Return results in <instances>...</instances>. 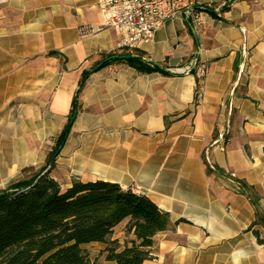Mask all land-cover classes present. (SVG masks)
<instances>
[{"label": "crops", "instance_id": "obj_1", "mask_svg": "<svg viewBox=\"0 0 264 264\" xmlns=\"http://www.w3.org/2000/svg\"><path fill=\"white\" fill-rule=\"evenodd\" d=\"M198 20L166 21L134 51L169 75L110 64L86 79L50 177L61 191L73 179L137 188L168 213L143 264H264L252 205L233 179L208 174L203 158L230 116L228 142L210 148L208 160L251 186L264 213V0H234L219 16L199 11ZM118 41L95 0H0V119L20 128L4 143L13 170L45 158L43 144L52 146L66 122L82 71L121 53ZM124 226L111 237L119 249L133 239Z\"/></svg>", "mask_w": 264, "mask_h": 264}, {"label": "trees", "instance_id": "obj_2", "mask_svg": "<svg viewBox=\"0 0 264 264\" xmlns=\"http://www.w3.org/2000/svg\"><path fill=\"white\" fill-rule=\"evenodd\" d=\"M231 3L219 11L200 7L212 16L221 15ZM51 54V53H50ZM107 54L102 67L110 64H125L139 73H170L146 60L142 53L133 52V58L120 60L119 55ZM101 60V61H102ZM238 61L233 64L236 74ZM95 71H82L76 94L70 102L67 120L54 137L46 159V166H33L21 170V178L0 190V264H91L82 247L88 244L104 246V260L115 264H143L151 258L150 249L156 234L168 229V213L159 209L146 196L124 189L116 183L103 180L81 182L73 179L70 187L61 191L59 184L50 177L54 160L51 158L65 143L71 128V117L79 110L78 97L86 79ZM230 121V116L228 117ZM218 132V131H217ZM214 134L212 144L214 146ZM228 134L226 135V141ZM206 172L219 177H230L224 171L210 170L204 157ZM49 166V170L46 167ZM45 171V172H44ZM235 190L246 197L254 210V226L264 228V213L259 208V197L244 181L234 179ZM125 222V234L133 239L124 242L121 249L117 240H111L114 229ZM256 233V231H254Z\"/></svg>", "mask_w": 264, "mask_h": 264}, {"label": "built area", "instance_id": "obj_3", "mask_svg": "<svg viewBox=\"0 0 264 264\" xmlns=\"http://www.w3.org/2000/svg\"><path fill=\"white\" fill-rule=\"evenodd\" d=\"M96 7L101 16L104 27L112 30L118 37L117 48L123 52L132 54L141 44L151 41L154 33L169 20L181 18L192 21L195 25L199 24L198 15L200 7L195 0H95ZM232 0H225L219 5L203 6L219 14ZM244 33V30L241 29ZM187 71H191L187 66ZM206 69L200 66L195 70L198 78H203ZM199 90V89H198ZM200 98V93L196 94V99ZM229 120L226 125L218 130L214 146H219L224 150L228 140L226 135L229 132ZM210 149L205 148L203 155L207 159L210 170L214 172L215 166L208 160ZM233 178V174L229 180ZM137 192V188H132Z\"/></svg>", "mask_w": 264, "mask_h": 264}, {"label": "rangeland", "instance_id": "obj_4", "mask_svg": "<svg viewBox=\"0 0 264 264\" xmlns=\"http://www.w3.org/2000/svg\"><path fill=\"white\" fill-rule=\"evenodd\" d=\"M18 120H1L0 119V131H5V135L4 132H2L0 134V190L7 188L11 183L15 182V180H19L21 178V170H13L10 167V163L12 162V156H11V151L9 150L10 147L9 145H6L4 143L8 142L7 139L10 138L9 142L12 141L11 143H13L15 137L13 134H17L20 133V128L18 127ZM45 146L46 151H45V158H43V160H41L40 158L38 161V164L36 166H33L35 168V170L37 169H42L46 166V159H47V155L49 153V151L51 150L50 144H43ZM44 149V148H43ZM42 154H43V150H42ZM13 171V172H9V171ZM49 170V166L46 167L45 171ZM44 171V172H45ZM12 179V180H10ZM12 182H10V181ZM100 245H86L84 246L83 249H85L88 258L90 259L91 264H100L102 259L100 256H104L101 255L102 250H101Z\"/></svg>", "mask_w": 264, "mask_h": 264}, {"label": "water", "instance_id": "obj_5", "mask_svg": "<svg viewBox=\"0 0 264 264\" xmlns=\"http://www.w3.org/2000/svg\"><path fill=\"white\" fill-rule=\"evenodd\" d=\"M134 55L132 54H125V55H119L116 58L120 59V60H128L133 58ZM107 60H102L100 61L92 70L95 71L97 69H99L100 67H102V65L106 62ZM75 113L73 114V116L71 117V120L74 119ZM57 153V152H56ZM56 153L53 155V157L51 158V162L55 159L56 157Z\"/></svg>", "mask_w": 264, "mask_h": 264}]
</instances>
